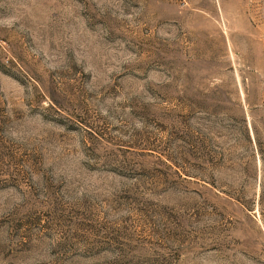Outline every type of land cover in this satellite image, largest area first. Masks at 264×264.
Masks as SVG:
<instances>
[{"label": "rangeland", "instance_id": "1", "mask_svg": "<svg viewBox=\"0 0 264 264\" xmlns=\"http://www.w3.org/2000/svg\"><path fill=\"white\" fill-rule=\"evenodd\" d=\"M0 264H264V0H0Z\"/></svg>", "mask_w": 264, "mask_h": 264}]
</instances>
